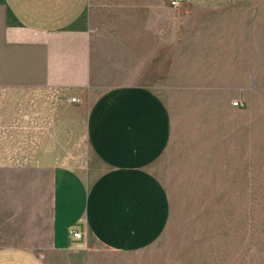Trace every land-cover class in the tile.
<instances>
[{
  "label": "crops",
  "instance_id": "crops-1",
  "mask_svg": "<svg viewBox=\"0 0 264 264\" xmlns=\"http://www.w3.org/2000/svg\"><path fill=\"white\" fill-rule=\"evenodd\" d=\"M101 1L147 3L143 13H157L156 0ZM182 2L204 10L244 2L237 19L248 21L245 31L230 39V30L215 29L206 49L213 65L231 61L225 65L252 82L259 65L254 18L264 0ZM89 4L0 0V196L6 201L0 210L4 227L11 221L13 232H36L50 249H75L93 239L112 251L133 252L158 240L169 221V198L152 169L170 142L172 117L148 85L96 82L97 45L82 21ZM169 30L155 35L171 61L182 43H174ZM96 87L101 92L93 97ZM18 241L0 244V264H47L35 245Z\"/></svg>",
  "mask_w": 264,
  "mask_h": 264
},
{
  "label": "rangeland",
  "instance_id": "rangeland-1",
  "mask_svg": "<svg viewBox=\"0 0 264 264\" xmlns=\"http://www.w3.org/2000/svg\"><path fill=\"white\" fill-rule=\"evenodd\" d=\"M155 4L157 13L148 17L147 3L90 0L82 21L97 45L96 82L148 85L170 111L171 139L152 169L169 198L164 233L133 252L112 251L93 239L79 248L54 250L38 242L36 232L28 237L19 227L13 232L11 221L4 227L0 210V244L23 239L47 264H264V2L254 18L259 65L252 82L243 70L225 65L231 61L220 58L213 65L206 49L215 29L230 30V39L245 31L248 21L237 19L244 2L220 10L172 0ZM169 27L173 42L182 43L174 46L171 61L155 35L164 29L168 34ZM99 92L96 87L92 96ZM19 208L12 207L17 222Z\"/></svg>",
  "mask_w": 264,
  "mask_h": 264
},
{
  "label": "built area",
  "instance_id": "built-area-1",
  "mask_svg": "<svg viewBox=\"0 0 264 264\" xmlns=\"http://www.w3.org/2000/svg\"><path fill=\"white\" fill-rule=\"evenodd\" d=\"M183 0H172L173 5H178ZM72 101H76V98H72ZM234 105H239L237 101L233 102ZM72 235L76 238L81 236V233L78 230H72Z\"/></svg>",
  "mask_w": 264,
  "mask_h": 264
}]
</instances>
